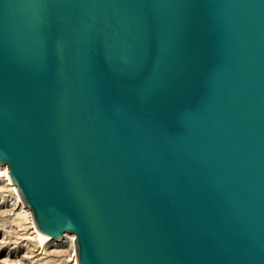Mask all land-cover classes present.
Masks as SVG:
<instances>
[{"label":"water","instance_id":"water-1","mask_svg":"<svg viewBox=\"0 0 264 264\" xmlns=\"http://www.w3.org/2000/svg\"><path fill=\"white\" fill-rule=\"evenodd\" d=\"M0 165L77 264H264V0H0Z\"/></svg>","mask_w":264,"mask_h":264},{"label":"rangeland","instance_id":"rangeland-1","mask_svg":"<svg viewBox=\"0 0 264 264\" xmlns=\"http://www.w3.org/2000/svg\"><path fill=\"white\" fill-rule=\"evenodd\" d=\"M4 180L5 177L1 175L0 260L2 261L0 262L2 263L0 264H15L11 261L14 259L19 261H17L18 264H74L75 255L69 241L55 243L54 246L53 244L44 245L41 243L34 229H32L31 219L27 212L28 208L22 206V202L18 199L15 191ZM28 252L29 255H24ZM7 253L10 259L6 257ZM7 259L11 262L6 261Z\"/></svg>","mask_w":264,"mask_h":264},{"label":"bare ground","instance_id":"bare-ground-1","mask_svg":"<svg viewBox=\"0 0 264 264\" xmlns=\"http://www.w3.org/2000/svg\"><path fill=\"white\" fill-rule=\"evenodd\" d=\"M1 175H3L4 177H5V182H6V184L10 187V188H12V190L13 191H15V193H16V195H17V197H18V199L22 202V206L24 207V208H26V206H25V204H24V202H23V200H22V198H21V196H20V194H19V192H18V190L16 189V186L11 182V180H10V178H9V169H8V167L7 166H1L0 165V176ZM26 210V209H25ZM27 212H28V214H29V216H30V219H31V224H32V229H34V232L36 233V235H37V237L39 238V240L41 241V243L42 244H44V245H47V244H53V246H54V244L55 243H62V242H59V241H57V240H52V239H50V238H47V237H45V236H43V235H41L37 230H36V228H35V225H34V222H33V218H32V213H31V211L29 210V209H27ZM26 212V213H27ZM25 213V214H26ZM73 240H74V236L73 235H71V234H66V236H65V242H67V241H69L70 243H71V246H72V248H73V251H74V264H77V256H76V246H74L73 245ZM63 241V242H64ZM62 245V244H61ZM43 247H45V246H43ZM71 248V247H70ZM26 252V251H25ZM23 253V252H22ZM21 253V254H22ZM26 254H30L29 252L28 253H24V255H26ZM27 255V256H28ZM6 257H8L9 258V255H8V253H7V255H6ZM19 257H21V256H19ZM10 259V258H9ZM9 259H7L6 261H10ZM23 259H25V258H23ZM21 260V259H20ZM28 260V259H27ZM0 261H2V260H0ZM6 261H3L4 263L6 262ZM13 263H17V259H16V261H15V259L14 260H11ZM10 261V262H11ZM25 261V260H24ZM30 261V260H29ZM29 261H28V263H29ZM10 262H8V263H10ZM19 262V261H18ZM31 262V261H30ZM0 263H2V262H0ZM18 264V263H17ZM20 264V263H19ZM31 264V263H30Z\"/></svg>","mask_w":264,"mask_h":264},{"label":"built area","instance_id":"built-area-1","mask_svg":"<svg viewBox=\"0 0 264 264\" xmlns=\"http://www.w3.org/2000/svg\"><path fill=\"white\" fill-rule=\"evenodd\" d=\"M5 166H6V165H5ZM67 234H68V233H67ZM71 235L74 236L73 245L75 246L76 236H75L74 234H71ZM65 236H66V234L64 235V238H63L61 241H59V242H63V241L65 240Z\"/></svg>","mask_w":264,"mask_h":264}]
</instances>
